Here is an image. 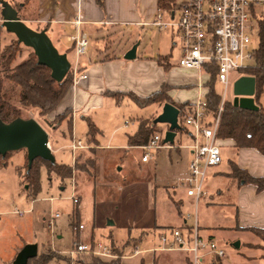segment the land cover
Here are the masks:
<instances>
[{
	"label": "rangeland",
	"instance_id": "1",
	"mask_svg": "<svg viewBox=\"0 0 264 264\" xmlns=\"http://www.w3.org/2000/svg\"><path fill=\"white\" fill-rule=\"evenodd\" d=\"M12 7L20 11V16L33 18L35 9L33 6L19 9L18 2L23 0H7ZM126 6L137 11L139 16L140 0H127ZM19 16V14H18ZM19 16V17H20ZM156 15L153 20H155ZM144 20V19H142ZM164 16L163 21H166ZM33 27L31 25H28ZM114 36L111 39V51L114 54L125 55L134 45H137V56L156 60L159 55L170 54V63L177 65L180 58L179 40L173 35L171 28L160 29L155 26L120 24L110 28ZM109 35V34H108ZM108 35L94 32L88 37L90 42L87 54H95L96 50H104ZM51 38V36H49ZM258 30L253 33L252 46L258 44ZM172 40L176 43L172 45ZM14 35L6 32L1 27L0 17V81L2 82L1 94L11 109H15L22 119H34L52 137V129L40 116L39 110L30 106H23L20 102L21 88L8 79L10 70L33 55V51L21 44L17 45L18 52L11 65L4 66L2 53L6 47L16 45ZM95 56V55H94ZM69 61L72 57L68 56ZM252 62L248 65L252 66ZM151 76L150 73H148ZM183 72H175L173 78L179 82L190 81L192 77ZM154 76V75H153ZM242 76L241 73L232 75V80ZM233 82V81H232ZM197 83V82H196ZM195 83V85H196ZM232 83L227 88L226 100L232 102ZM173 97L181 102L196 100L197 91L194 88H176L172 90ZM215 91L220 95L223 87L215 86ZM205 98V93H203ZM110 103V102H109ZM264 108V87L259 101ZM160 109L159 105H151L145 108L136 106L131 100L126 99L120 107L108 106L103 110H96L86 116L96 119L101 133L95 137L101 146L108 148H96L87 150L80 155L71 154L69 149L54 154L57 163L71 164L77 158L79 166L71 178L61 180L54 174L48 176L45 167L39 170V190L35 196L27 189L26 151L11 152L6 159V165L0 166V264H12L16 254L25 245H37V256L29 261H34L44 254L55 256L47 264H76L79 255L70 257V252L79 243L90 244L94 238L105 244H116L120 249L124 248L128 254L133 245L140 243V236L149 234L158 245L159 227L173 226L172 215L176 212L169 201V190L174 176L183 174L188 165L187 150L178 145L186 144L187 138L182 130L176 134L174 147L161 148L150 152L149 161L141 163L143 151L135 148L118 147L120 140L126 134H130L137 120L156 118ZM78 112L79 109H78ZM82 113L78 115L77 122L81 125ZM96 118H95V117ZM11 116H7L9 120ZM66 132L62 126L58 131ZM167 127L157 124L156 131L164 136ZM76 139L86 143L84 129L78 127L75 133ZM221 140L216 145L221 150L223 160L221 164L210 168L208 174L214 176L211 181L209 194L201 198L197 211L192 200L184 198V208L181 209L183 217L197 219L198 225L208 228L215 240L225 251L226 257L220 264H251V252L244 246L245 241L253 239L248 234H243L230 229L235 224V213L230 205L236 203L237 190L236 179L226 177L232 172V164L236 158ZM92 159L95 167L87 161ZM208 176V175H207ZM210 179V178H209ZM75 181V183H74ZM209 181V180H208ZM207 181V182H208ZM236 181V182H235ZM75 191V192H74ZM78 198L79 203L74 204L72 195ZM183 193V196L186 197ZM182 195V194H181ZM169 211V212H168ZM169 213V214H167ZM58 214L57 218L51 217ZM112 225L108 226V223ZM82 225L83 229H74ZM164 230V229H163ZM92 239V240H91ZM242 243L238 249L232 245L234 242ZM184 253H157L153 264H189L184 260ZM144 259L145 264L150 263L149 255L134 259H122L121 264H140ZM149 261V262H148ZM185 261V263H184ZM259 264L263 260H257Z\"/></svg>",
	"mask_w": 264,
	"mask_h": 264
},
{
	"label": "crops",
	"instance_id": "2",
	"mask_svg": "<svg viewBox=\"0 0 264 264\" xmlns=\"http://www.w3.org/2000/svg\"><path fill=\"white\" fill-rule=\"evenodd\" d=\"M125 1L127 0H100V3H98L97 0H23L22 2H18V5L21 4L19 5L20 10H23L24 8H28L31 5L33 6V8L35 9V15L33 18H27V17L24 18L20 16V11L18 12V10H16L13 7L19 14L20 16L19 18L21 21H23L27 26L28 25L33 26V27L30 26L28 27H30L35 31H41L44 29L48 37L51 36V38L50 37L49 38L52 44L54 45V47L58 50V52L65 53L67 55V59L69 55L72 57L73 59L72 61H69L68 59V61L71 64V67H74L76 65V69L79 71V73H84L87 76L85 80L79 81V83H77L76 85H73L72 83L70 89L68 90L64 99L59 104L58 108L45 118L46 124L53 131L52 137H49L48 135V145L53 156L54 154L59 153L62 150L65 149L70 150V144L72 140H77L75 136L76 130L78 129V127L81 128V125H82V129H84L85 137L87 138L86 139L87 144H85L81 140L79 141H81L88 148L84 150H78L75 153H72V151L70 150L72 155L73 154H75V156L80 155L82 152H85L87 150L89 151L95 150L96 148H103V147L108 148L109 146L108 142L112 140L113 135H110V137L108 138L106 146H101L98 139L96 138H95V142L93 143L88 142V136H87L88 121H91L94 124V126L98 131V134L101 133V130L98 127L96 119H91L90 117L86 116L91 112L95 114L96 110H103L104 108L107 107V105L108 106L112 105L118 108L121 106L124 100L129 99L126 96H120V97L118 96L117 98H115L109 96L108 93H119L122 95L130 93L138 97H147L157 92L163 85H167L170 88V91L168 92V96L173 102L191 104L195 100L181 102V100H177V98L173 97L174 94H172L173 93L172 90L176 88L190 87V88H194L198 93L197 84L199 82V79L203 86L202 94L206 92L204 90V81L207 79L208 76L206 74H202L195 70L181 69L179 68L178 64L175 65L170 63L169 62L170 54L158 56V58L166 57V56L168 57V60L166 62L168 68L164 69L163 66L159 65L158 58L156 60H153L151 58H145L142 56L139 57L137 56V52H136L135 59L125 60L124 59L125 55L122 56L121 54L112 53L110 38L114 36V33H112V30L110 29L111 27L115 25L131 24V23L135 25L150 26L149 24L153 21V18L156 15L158 8V0H140L141 1L140 8L138 9L140 15L138 16L137 11L133 8L131 9L130 7L126 6ZM76 18L80 19L81 21V25L79 27L80 32L85 34L87 37H89L94 32L102 33V34L106 33V35L109 34L108 37L106 38L104 50H96L95 54H87L86 51V53L83 56L78 58L76 57L74 52V44L71 41V37L76 35V30H74L70 24ZM173 43L174 41L172 40V45H174ZM178 71L188 74L187 76L192 77L191 80L185 82L176 81V79L173 78V75H175V72ZM148 73H150L151 76H149ZM235 80H233V82ZM217 84L219 83L216 82L215 86ZM153 105H159L161 108L163 106L160 104H153ZM66 109L71 110V115L69 117L71 121L70 126L68 123L69 119L62 121L58 125H53L52 122L54 118L57 115L63 113ZM78 109L80 112H78ZM161 110L162 109H160V111L156 115H154V117L158 116L161 113ZM80 113L84 115L81 117V122H82L81 125H79V123L77 122V118ZM144 120H151V119L147 118V119L137 120V122L135 123L134 130L130 134H126L123 140L119 141V144H122V142H124L123 143L124 145H120L118 147L126 146L125 148L140 149L139 147L141 146H135V147L129 146L128 137L136 133L139 122ZM62 126L66 127L67 130L66 132L62 130L58 131ZM166 127L168 129L167 125ZM181 130L186 136L188 142L184 145H178V147L187 150L188 162H189L191 158V150L188 149L187 147L191 144V136L187 128L184 129L182 127ZM218 140L220 139L217 138V142ZM220 142L221 144L225 145L228 149H231L232 154L236 158V162H234V164H232L231 167L232 172L234 168H237L239 170L245 171L251 177L264 179L263 155H261L259 152H257L254 149H249V148L236 149L234 142L230 139L221 140ZM171 148H174L178 151L180 150L179 148L174 147V143L171 146ZM148 161L147 162L141 161V163L146 164L148 163ZM73 163L71 164L58 163V164H63L71 167L73 166ZM92 167H95L94 161ZM232 172L227 173L226 177H232L231 176ZM211 174L210 176L208 174L206 178L204 195L202 198H205L208 195H210L209 184L216 177V174H214V176H212ZM186 175H187V167H185V172L183 174L174 176L173 180L171 181L170 186L172 189L169 190V192L171 193L170 194L171 196L169 197V201L172 203V206L176 211L172 215L174 225L159 227V231H162L163 229L185 228L191 226L192 224L189 223V220H186L183 217V214L181 212V209L184 208V203H185L184 198H188L192 200L190 197L186 195V193L184 194L186 197H184L183 193H181V192H185V190L180 186V183L186 177ZM236 181H235L236 190H237L236 203L230 204L234 209V213H235L234 216L236 223L233 224V226L230 227V229H233L236 232L243 233L246 235L248 234L253 238L251 242L245 241L244 243V246L251 252L250 263L259 264L257 260H261V261L263 260L262 264H264V253L261 250L251 249L247 247L248 245H252V246L258 245L259 244L258 238H256L251 233L236 230V228H245V227L264 229V192H257L256 187L251 184H245L244 182L238 180ZM76 199L78 200V198ZM191 203H193V200ZM197 208L195 209L196 211ZM199 228H200V234L203 237L212 238L211 236L212 232L208 228H205L200 225ZM91 235L93 236L92 237L93 240L91 239L92 242L97 241L94 238L93 231ZM155 243L157 244V239L155 242L151 235L143 234L140 236V243L135 245H139L142 248L149 249L156 247L157 245ZM241 245L242 243L240 244V247ZM120 250H124V248ZM168 253H180V252H167V253L160 252V254H168ZM156 254L154 255L146 254V255H149L151 261L156 260V262H158ZM186 258L187 257L184 255V260H186ZM222 262H224V260Z\"/></svg>",
	"mask_w": 264,
	"mask_h": 264
},
{
	"label": "built area",
	"instance_id": "3",
	"mask_svg": "<svg viewBox=\"0 0 264 264\" xmlns=\"http://www.w3.org/2000/svg\"><path fill=\"white\" fill-rule=\"evenodd\" d=\"M164 16L166 21H163ZM70 24L76 30L71 41L78 58L86 53L89 41L79 30L80 19L76 18ZM149 25L175 31L173 36L179 40L180 47L179 68L202 74H207V67L213 68L215 81L223 87L218 108L211 112L207 99L203 98V86L199 79L196 100L189 105L181 119L180 113L178 115L179 125L187 128L191 136V144L187 147L191 150V158L187 165V175L180 186L193 200L196 209L204 195L208 170L222 162L220 149L216 145V133L224 104L227 102V88L233 81L232 75L254 66V54L259 49L261 35L264 36V0H168L164 7L157 8L155 20ZM255 30H258V44L253 47ZM249 62L253 63L252 66L248 65ZM70 70L73 74V85L87 78L86 74L79 73L76 65ZM163 139V135L155 134L146 145L139 147L143 151L142 162L149 160L153 150L171 148V145L163 143ZM87 148L79 140H72L70 144L72 153ZM72 201L78 204L74 193ZM57 217L58 214H55L51 220ZM81 229L83 226L79 225L78 230ZM160 252L184 253L189 264H217L226 257L225 251L215 240L200 234L196 218L191 226L160 231L158 245L153 248L145 249L133 245L128 254L124 250L115 253L110 245L97 240L92 245H75L70 257L91 254L106 260H122ZM148 264H153V261Z\"/></svg>",
	"mask_w": 264,
	"mask_h": 264
},
{
	"label": "trees",
	"instance_id": "4",
	"mask_svg": "<svg viewBox=\"0 0 264 264\" xmlns=\"http://www.w3.org/2000/svg\"><path fill=\"white\" fill-rule=\"evenodd\" d=\"M97 1L100 3V0ZM166 1L168 0H158V7H164ZM18 44L19 43L16 42L15 46L10 45L3 51L2 58H4V66L6 68H8L15 59L16 53L18 52ZM167 60V56L159 57L158 63L160 66H163L164 69H167ZM205 71L207 72L206 75L208 76L204 81V90L206 91L205 98L207 99L209 110L214 112L217 110L220 101V95L215 91V69H209L207 67ZM241 74L242 76H250L254 78V102L259 109L257 111L243 110L234 107L232 102L227 101L224 104L222 114L220 116L216 136L220 140H232L236 149H254L264 156V108H262L259 104V98L264 87V36L261 35L259 49L254 54V66L241 71ZM8 79L20 86L21 104L23 106H30L39 110L40 116L46 118L58 108L59 104L66 96L73 83V74L70 70L61 83H56L50 76V70L39 65L37 58L33 54L25 61L13 67L10 70ZM1 87L2 82L0 81V120L2 122L8 123L20 117L18 111L11 109L6 101H4L1 94ZM169 91L170 88L167 85H163L157 92L147 97H138L130 93L124 95L119 93H108V95L115 98L118 96H126L140 108H145L153 104L164 105L165 103H169L179 110L181 119V116L185 113V111H187L190 104L173 102L168 96ZM9 115L11 118L7 120L6 117ZM70 115L71 110L66 109L63 113L57 115L54 118L52 124L58 125L62 121L69 119ZM154 119L139 122L136 133L128 137L129 146H144L155 134L158 133L156 131V125L153 124ZM68 123L70 126V119L68 120ZM97 134L98 131L94 124L91 121H88V142H95V137ZM10 153L11 152L7 153L4 157L0 156V166L6 165L5 161ZM87 162L91 166L93 165L92 160H88ZM41 167L46 168L48 176L54 174L61 180L71 178L72 174L81 168L77 158L74 159L73 166L71 167L58 164L56 161L54 164H51L47 161L37 158L33 161L31 167L28 169L26 158L25 178L27 182V189L32 191V197L35 196L39 190V170ZM231 176L238 181L244 182L245 184H251L255 186L257 192H264V179L262 178L251 177L245 171L239 170L237 168L233 169ZM78 226L74 227V229H78ZM236 230L251 233L256 238H258V245H248L247 247L261 250L264 253V229L245 227L236 228ZM92 244L93 242H90V245ZM110 246L113 252L120 253V249L117 246L114 244H111ZM78 255L80 260L77 261L76 264H121V260L119 259L106 260L94 257L91 254ZM56 259L57 258L51 254H44L36 259L34 264H47L49 261ZM30 260H28L27 264ZM144 261V259H141L140 264H145Z\"/></svg>",
	"mask_w": 264,
	"mask_h": 264
},
{
	"label": "water",
	"instance_id": "5",
	"mask_svg": "<svg viewBox=\"0 0 264 264\" xmlns=\"http://www.w3.org/2000/svg\"><path fill=\"white\" fill-rule=\"evenodd\" d=\"M1 27L14 35L17 42L33 51L39 65L50 70V76L56 83H61L71 68L65 53H59L52 44L46 31H35L20 20L17 11L7 0H0ZM137 45H134L124 56L125 60L136 57ZM232 105L236 108L257 111L254 102L255 80L250 76H241L232 83ZM179 110L169 103L162 106L161 113L153 120V124L168 126L164 133V144L172 145L176 131L181 130L178 123ZM25 150L28 169L33 161L40 158L51 164L55 158L48 145V134L34 119L16 118L8 123L0 120V156L9 152ZM108 226L112 223H108ZM240 243H233L235 249ZM37 256V245H25L16 255L12 264H27L28 260Z\"/></svg>",
	"mask_w": 264,
	"mask_h": 264
}]
</instances>
